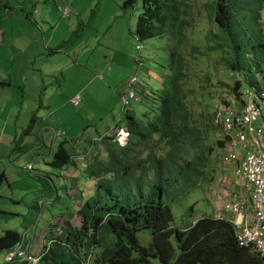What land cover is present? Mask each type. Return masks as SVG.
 Masks as SVG:
<instances>
[{
	"label": "trees",
	"instance_id": "trees-1",
	"mask_svg": "<svg viewBox=\"0 0 264 264\" xmlns=\"http://www.w3.org/2000/svg\"><path fill=\"white\" fill-rule=\"evenodd\" d=\"M141 2L135 34L138 39L164 40L169 61L163 86L158 92L148 87L149 100L142 114L130 102L124 109L126 127L117 125L115 132L103 136L102 154L87 157L84 167L75 163L76 146H71L72 153L69 141L53 151L48 164L60 169L76 165L91 180V188L79 204L75 202L74 213L62 212L47 224L38 241V263L155 264L153 260L158 259L160 264H264L255 249L239 244L236 227L225 216L204 214L188 227L171 225V204L211 182L203 169L208 157L204 137L188 99L193 90H186L191 75L186 55L220 54L225 68L235 74L229 97L222 95L220 101L241 100L243 89L256 85L264 73V0L206 1L207 30L198 33L195 42L191 40L196 15L192 0ZM212 75L206 73L208 82ZM8 84V80L0 81V86ZM138 100L139 96L134 101ZM213 117L217 119L216 111ZM119 128L129 134L124 144L117 141ZM189 209L193 212L194 206ZM146 227L152 232L149 246L138 237V231ZM22 238L18 231L7 229L0 236V252L11 251ZM2 264L26 262L13 258Z\"/></svg>",
	"mask_w": 264,
	"mask_h": 264
},
{
	"label": "rangeland",
	"instance_id": "rangeland-1",
	"mask_svg": "<svg viewBox=\"0 0 264 264\" xmlns=\"http://www.w3.org/2000/svg\"><path fill=\"white\" fill-rule=\"evenodd\" d=\"M11 3L10 14L8 19L5 16L4 6L0 4V23L5 22L11 26V20L14 22V27L17 28L19 23L15 18L13 11L16 10L14 6L18 2L25 3L27 0H8ZM29 3L26 7L30 8L34 3L33 0H28ZM74 8L72 16V35L69 37L70 41L79 44L88 39L89 49L95 48V52L90 53V60H88L89 76H86L84 81H87V85H91L93 81L92 73H100L103 64H107L110 60V54H113L115 47H119V52L113 59V64H118L126 70L127 75H138L141 86H138L137 92L139 96V102L134 101L132 106L136 108L139 114L144 111L149 100V86L154 91L158 92L163 86V77L166 73V66L169 61V54L165 50L163 45L164 40L160 37H152L148 39H138L131 30L137 24V18L142 11L141 0H136L134 4L126 3V0H67ZM194 2L193 10L195 12L194 28L191 30V40L195 42L198 33H204L207 30V22L209 13L205 7V2L209 0H192ZM14 5V6H13ZM38 6L43 8L44 11L57 12L56 0H42ZM33 9V7L31 8ZM6 17L2 20L3 16ZM264 14V11H263ZM59 18L61 14H57ZM122 15V16H121ZM67 21L70 20L66 17ZM6 19L7 22H6ZM263 21V20H262ZM264 24V23H263ZM70 28L69 25H60L58 32ZM119 30L122 32H119ZM102 40L100 44L94 47L91 44V39L94 35ZM126 34L129 38H124ZM15 36V33H11ZM27 42L24 38H14L13 46L8 45L3 48L4 50H10V53H2V64L7 69L13 67V79L15 82L14 94L12 99L8 102V107L16 105L15 98L19 97L24 91L26 98L24 100L25 107L28 103L32 102L34 98V92L31 87V80L28 81L26 88L24 84L18 82L17 66L12 64L10 60L15 56V62L17 58H21L17 52V44ZM117 41V44H116ZM203 43V38H201ZM142 45L141 50H137L136 46ZM1 48V47H0ZM190 50L189 46L187 47ZM13 54V56H11ZM188 54V51L187 53ZM123 55H127L128 63L123 59ZM18 56V57H17ZM108 56V57H107ZM140 57L143 62L144 69L138 67V63L134 58ZM220 54H213L209 58L199 55H186V59L190 68V77L187 80L186 90L192 89L193 92L188 96L189 104L192 110L193 119L199 127L203 139L204 149L206 151L207 165L203 168L206 171L207 178H211V182L204 183L200 187H196L190 192V194L180 201L171 204L174 219L171 223L174 227H188L195 219L204 214H215L216 211L222 210L221 203L224 198L234 197L237 195L239 199H243L249 203V190L240 185L237 180L238 177L234 172V166L230 163H225L221 160V151L219 140L222 135L221 127L219 126L217 119L213 117L214 111H216L217 104L221 103V96L229 97L230 87L235 83V74L229 69L225 68L224 60H221ZM213 63H210L213 60ZM61 59L56 58L54 62H59ZM0 60V64L2 62ZM120 61V62H119ZM210 64H213V66ZM98 65V66H97ZM100 65V67H99ZM1 67V66H0ZM99 67V68H97ZM245 69V68H244ZM67 70V69H66ZM65 70V73H66ZM246 70V69H245ZM211 72V82L205 78L206 73ZM30 79L31 73L27 74ZM68 76V75H67ZM242 77L243 87L247 84L244 72L240 74ZM234 77V79H233ZM96 84L90 86L86 91V99L80 102L81 106L75 107L67 98L63 99L53 95L52 91H41V96L38 98V102L35 106V115L38 117L37 124L35 125L36 140L42 145L39 155L29 156L25 153V157L21 159H12L11 162L4 161L1 170L10 165L7 170V175L11 180L13 186L7 184V179L3 178L1 190L2 199L1 208L15 211L16 214H7L1 212L2 218L6 217L12 222L9 226L5 227V223L1 227V236L4 235L7 229H13L18 231L22 236L26 234H32L35 229V233L42 232L49 222H52L55 217L59 216L62 212L70 211L75 212L76 204L80 203L83 195H86L91 188V180L81 176L68 177V172H63L61 169L56 168L48 164L52 160V149L56 151L59 144L63 141L70 139V134L65 136H57L55 143H51V139H46L45 144L40 140L39 134L45 135L44 126L47 122L55 125L56 132H70L73 128L85 129L91 140L89 142L101 143L102 137L107 135V129L110 126L116 124V126L126 127V121L124 116L123 104L119 97L115 93H110V90L103 86L102 81L96 79ZM150 84V85H149ZM68 88L73 89L76 82H68ZM253 86V85H248ZM203 87L205 89H203ZM95 90L96 92H93ZM50 94V97H46ZM20 102V100H19ZM49 102L52 109L57 108V112H51L48 115ZM64 103L62 106L61 103ZM29 107V106H28ZM115 107V120L112 122V114H107L109 108ZM26 116V114H24ZM30 117V115H29ZM102 117V119L100 118ZM22 122V119L21 121ZM4 121L0 116V129L2 128ZM38 124L40 128L38 129ZM109 124L110 126H106ZM31 125L28 126L31 128ZM27 126V127H28ZM28 127V128H29ZM88 127V128H86ZM109 133V131H108ZM24 136V133L21 135ZM56 136V134H55ZM88 139V138H86ZM42 142V143H41ZM83 142V141H82ZM66 144V143H65ZM70 148L71 144L68 145ZM83 146L87 147L83 142ZM15 156H20L22 153L16 154L17 151L22 152L21 146H17ZM2 151V150H1ZM72 153L73 148H71ZM1 153V152H0ZM10 157V155H8ZM9 157L7 159H9ZM87 159L79 160L75 163L79 165L87 164ZM47 163V165L45 164ZM44 168V169H43ZM78 185L75 186L74 184ZM19 196V201H16ZM229 199V198H227ZM76 202V204H75ZM221 202V203H220ZM220 205L218 209L217 205ZM194 206L193 212L190 211V206ZM19 213V214H18ZM56 224V222L54 221ZM34 228V229H33ZM47 236V234H46ZM138 237L141 244L149 246L152 243V232L150 228H143L138 231ZM174 244L177 246L175 237H172ZM15 248V247H14ZM13 248V249H14ZM12 249V250H13ZM40 249V243L37 242L34 250ZM6 251L0 252V264L5 260ZM8 252V251H7ZM155 264H160L158 259L153 260ZM39 264V263H37Z\"/></svg>",
	"mask_w": 264,
	"mask_h": 264
},
{
	"label": "crops",
	"instance_id": "crops-1",
	"mask_svg": "<svg viewBox=\"0 0 264 264\" xmlns=\"http://www.w3.org/2000/svg\"><path fill=\"white\" fill-rule=\"evenodd\" d=\"M42 0H33V4L30 8H27L29 1L27 0L25 3L18 2L15 11L13 14L19 26L17 28L14 27V22L11 20V26L8 24L7 20L11 17L10 8L11 3L8 0H1V6H4L5 13L8 19H6L7 24L5 22L0 23V60L2 61V53L9 54L7 50L3 51L5 46H13L14 38L20 39L24 38L27 42L17 44V52L21 58H17L14 56L10 62L17 66V74H18V82L20 84H24L25 88L28 85V81L31 80V87L34 92V98L32 102L28 103L25 107V92L24 91L19 97L15 98L16 105L13 107H8V102L12 99V95L14 94L15 82L13 79V67L7 69L3 63L0 64V81L8 80L9 84L0 86V116L3 117V125L0 129V168L3 166V162L8 161L11 162L12 159H21L25 157V153L29 156H40L39 150L42 145L35 139V125L37 124L38 117L35 115V106L36 103L39 101L38 98L41 96V91L51 90L53 95L63 99L64 101L67 98V101L70 102L71 98L75 95L79 94L82 97V103L86 99L87 90L89 87L94 86L96 84V79L102 81L104 87L110 90V93H115L120 100V94L123 91L127 80L129 79L130 75H127L126 70L119 66L118 64H113V59L119 52V47H115L113 50V54H110V60L107 64H103L102 70L100 73H92L93 81H91L90 86L87 85V81L83 80L86 76H89V67H88V60H90L91 56L90 53L95 52V48L89 49L88 39L82 40L81 43L75 45L72 41H70V36L72 35V16L74 12V8H70L72 4H70L67 0H56V6L58 7L57 12L52 13L51 11L47 10L44 11L43 8L39 7L38 4L41 3ZM33 7V9H31ZM65 8H69L71 14L69 16L63 15V10ZM57 14H61L64 18H59ZM2 20L6 17L2 13ZM122 16V15H121ZM66 17H69L70 20L67 21ZM12 19V17H11ZM69 25L70 28L66 30H62L61 32L58 30L60 29V25ZM134 35L136 31V26L131 30ZM119 32H121L119 30ZM11 33H15V36L11 35ZM122 33V32H121ZM124 38H129L126 34H123ZM70 37V38H69ZM97 37V34L91 39V44L96 47L98 44L101 43ZM117 44V41H116ZM138 46V45H137ZM136 46V49H137ZM138 50V49H137ZM13 56V54L11 55ZM18 57V56H17ZM108 57V56H107ZM124 61L128 63L127 55H123ZM60 58L59 62H54V59ZM136 59V58H134ZM120 62V61H119ZM98 66V65H97ZM100 67V65H99ZM97 67V68H99ZM67 69V70H66ZM144 69V68H143ZM66 70V73H65ZM28 73H31V78L28 77ZM68 75V76H67ZM75 81L76 85L73 89L68 88V82ZM93 92H96L93 90ZM46 97H50V94ZM20 100V102H19ZM71 103V102H70ZM47 106L49 107L48 115L51 112H57V108L52 109V105L47 102ZM64 103L62 102L60 105L62 106ZM81 104L79 106H81ZM29 106V107H28ZM79 108V107H78ZM112 114V122H114L116 114L115 107H111L108 109L107 114ZM26 114V116L24 115ZM30 115V117H29ZM102 119V117H100ZM22 119V122H20ZM31 125V128L28 126ZM41 124H38V129L40 128ZM29 128H28V127ZM106 126H110L107 124ZM45 135L39 134L40 140L45 144V137L46 139H51V143H55V140L59 134L61 136H65L67 133L70 134L69 144L76 146V154H74V160L79 161L83 159H87L95 154H102V148L99 146V142H89L91 140V136L88 135L85 129L80 128H73L70 132H56L57 129L54 124L47 122L46 126H44ZM88 128V127H86ZM116 124L110 126L107 130V135H111L115 132ZM24 133V136H21ZM56 134V136H55ZM88 138V139H86ZM86 144L87 147L83 146V142ZM41 142V143H42ZM21 146V150L17 151L16 154L22 153L20 156L13 155L16 152L17 147L15 145ZM2 150V151H1ZM53 149L51 153H53ZM10 155V157L8 156ZM9 157V159H7ZM47 165V163L45 162ZM84 167V165H80ZM10 168V165L5 166L0 174H2V181L0 182V204L2 199V182L3 178L7 179V184L11 187L13 186L9 176L7 175V170ZM44 169V168H43ZM60 169V168H59ZM63 172H68V177H73L75 175L80 174L82 176L83 172L82 169L76 167V165L72 164L66 167L65 169H61ZM19 196L17 197L16 201H19ZM248 206L250 204H247ZM220 205H217L218 209ZM223 211V210H220ZM1 212H6L7 214H16L15 211H11L9 209H3L0 205V236H1V227L5 223V227L9 226L12 220L4 217L2 218ZM19 214V213H18ZM223 216L227 217L228 219L232 220L234 218V214L232 211H223ZM13 223V222H12ZM36 237V242L34 248L36 247L37 242L40 239V235H43V231L39 234L35 233V229L31 234ZM35 251H38L35 250ZM7 254V251H6Z\"/></svg>",
	"mask_w": 264,
	"mask_h": 264
},
{
	"label": "built area",
	"instance_id": "built-area-1",
	"mask_svg": "<svg viewBox=\"0 0 264 264\" xmlns=\"http://www.w3.org/2000/svg\"><path fill=\"white\" fill-rule=\"evenodd\" d=\"M70 14L69 8L63 10V15ZM142 48V45L137 46L138 50ZM135 60L140 69L144 68L140 57ZM139 81L137 74L127 80L120 94L123 110L138 98ZM81 100V95L77 94L70 102L78 107ZM216 114L222 130L221 160L234 166L237 182L249 190V203L237 195H226L220 202L221 207L223 211L234 214L232 221L239 244L255 249L264 261V73L256 85L243 89L241 100L230 99L219 103ZM128 135L125 128H119V144H124ZM223 211L218 210L214 215L223 216ZM35 242L34 235H24L15 248L7 252L5 261L19 258L26 264H37L40 255L34 250Z\"/></svg>",
	"mask_w": 264,
	"mask_h": 264
}]
</instances>
